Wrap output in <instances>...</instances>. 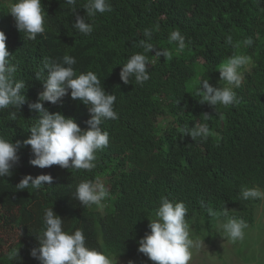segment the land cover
<instances>
[{
  "label": "trees",
  "instance_id": "1",
  "mask_svg": "<svg viewBox=\"0 0 264 264\" xmlns=\"http://www.w3.org/2000/svg\"><path fill=\"white\" fill-rule=\"evenodd\" d=\"M3 2L0 30L7 36L11 62L17 64L16 78L25 81V102L20 109H0V135L13 143L30 135L39 113L28 105L43 90L44 60L65 54L75 57L77 73L95 72L105 91L116 96L118 118L102 123L109 144L97 153L91 172L33 166L31 147L19 148L12 174L0 177V264H41L31 250L39 247L37 235L49 207L64 220L65 230L82 228L90 247L129 259L143 258L139 240L150 230L162 195L185 203L187 221L202 219L209 226L213 217L207 208L225 207L229 217L251 223L257 199L243 200L240 192L242 186L264 191V0H110L112 11L92 18L90 35L72 27L77 14L86 15L85 0H77L76 12L66 0H41L45 33L35 40L17 29ZM146 28L153 29L151 43L172 51V59L155 58L154 49L147 54L156 60L149 65L150 79L143 86L134 78L124 84L122 64L142 51L136 45L146 39ZM175 29L186 38L182 52L168 42ZM228 35L233 44L241 43L239 49L225 44ZM247 38L254 43L246 47L242 42ZM233 53L251 61L242 72L241 86L234 89L239 103L228 107L201 103L196 95L199 81L223 86L219 66ZM43 103L50 112L74 118L81 129L88 127V106L70 93L56 104ZM195 123L208 125V139L194 141L190 135L181 139L179 130ZM29 174H51L53 182L40 189H16ZM98 176H107L110 193L103 211L95 205L84 207L72 195L81 180ZM12 249L18 250L15 259H9Z\"/></svg>",
  "mask_w": 264,
  "mask_h": 264
},
{
  "label": "clouds",
  "instance_id": "2",
  "mask_svg": "<svg viewBox=\"0 0 264 264\" xmlns=\"http://www.w3.org/2000/svg\"><path fill=\"white\" fill-rule=\"evenodd\" d=\"M66 3L71 6L72 12H76L77 0H66ZM3 6L12 15L17 29L25 34L26 39L35 40L38 34L45 33V9L41 0H4ZM82 7L86 10V15L77 14L72 27L84 35L93 32L94 22L90 21L97 13L112 11L110 0H85ZM143 35L146 39L139 40L136 45L142 51L135 52L122 64L120 79L124 84L130 83V79L134 78L137 85L143 86L150 79L149 65L155 64L156 60H150L147 54L154 49L155 58L163 56L167 60L172 59V51L167 48L157 49L151 43L153 29H144ZM6 40L5 32L0 30V109H20L25 102V81L16 78L17 64L11 62L14 57L7 48ZM168 42L176 44V52H182L187 47L185 35L179 29L170 32ZM242 43L247 47L254 41L247 38ZM225 44L237 49L241 47L240 42L233 44L231 35L226 36ZM75 64V57L69 54L58 59L45 58L47 78L42 80L43 90L38 93L37 101L28 105L30 110L39 113L35 123L28 130L30 135L22 142L18 140L15 143L0 135V177L12 174L11 169L19 161L17 152L22 145L31 147L34 158L30 159L29 163L33 166L48 168L59 165L62 168L89 172L96 167L94 162L97 153L109 144V133L102 130L101 125L107 119L118 118L114 110L116 96L105 91L95 72L89 70L77 73L73 67ZM249 64L250 58L247 55L233 53L219 66V80L224 82L223 86H213L208 79L199 81L196 95L201 97L200 102L224 107L239 103L234 89L239 88L244 79L240 69ZM37 79L41 80L39 74ZM69 93L73 100H79L88 106L90 118L86 121V129H81L74 118L61 112H50L44 107L43 102L56 104ZM179 131L181 139L190 135L194 141L197 138L207 140L210 135L206 123H195L194 126H185ZM45 182L52 184L51 174H40L36 177L29 174L23 176L15 187L19 190L29 187L40 189ZM72 195L84 207L95 205L103 211L110 193L102 178L98 176L94 180H81ZM240 196L243 200H264V191L259 187L242 186ZM201 203L203 206V202ZM187 212L183 201H173L162 195L155 216L149 223L150 232L139 240L138 251L154 264H189L193 249H200L204 241H194L190 237ZM207 212L213 218L229 217L225 207L223 211L208 207ZM43 225L42 231L37 235L39 247L31 250V255L41 264H114L113 257L105 251L87 244L82 228L75 231L65 230L64 220L52 207L44 210ZM219 226L232 242L242 240L244 229L248 227L242 218L234 217H229ZM8 255L9 259H15L18 250L12 249Z\"/></svg>",
  "mask_w": 264,
  "mask_h": 264
},
{
  "label": "rangeland",
  "instance_id": "3",
  "mask_svg": "<svg viewBox=\"0 0 264 264\" xmlns=\"http://www.w3.org/2000/svg\"><path fill=\"white\" fill-rule=\"evenodd\" d=\"M249 67L250 64L242 67L240 71L243 72ZM101 178L106 184L107 176ZM252 217L253 220L244 229V238L235 242L230 241L219 226L226 220L213 218L209 226L202 219L189 220L190 237L194 241H204L200 249H193L189 264H264V200L257 199L254 203ZM106 253L113 257L114 264L116 259L117 264H129L130 261L132 264H154L141 252L142 259H129Z\"/></svg>",
  "mask_w": 264,
  "mask_h": 264
}]
</instances>
